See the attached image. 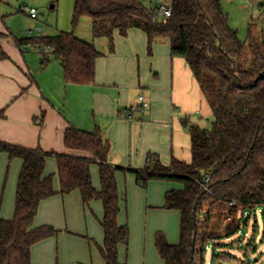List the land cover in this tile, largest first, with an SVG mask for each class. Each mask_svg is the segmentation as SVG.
Instances as JSON below:
<instances>
[{"label": "trees", "instance_id": "trees-1", "mask_svg": "<svg viewBox=\"0 0 264 264\" xmlns=\"http://www.w3.org/2000/svg\"><path fill=\"white\" fill-rule=\"evenodd\" d=\"M82 17L92 20L95 38L109 39L111 53L115 33L126 37L133 29L147 35L150 55L155 45H170L172 55L187 62L211 106L212 129L190 126L191 163L173 158L164 164L157 155H149L143 169L111 165V144L99 130L90 133L71 127L65 132V147L89 157L0 141V154L23 162L13 220L1 217L0 205V264H32V247L58 233L52 227L34 228L41 203L74 191L81 193L86 206L92 201L103 203L100 224L105 239L100 252L107 264H120L119 248L128 246L130 229L118 224V171L134 174L144 189L151 181L183 186L167 192L164 205L166 210L181 213L180 242L171 245L158 233L156 247L166 264H204L209 243L222 237L231 239L247 223L244 214L264 206V30L254 21L247 40L241 41L229 25L222 0H173V14L166 22L156 21L152 9L140 0H77L75 28ZM17 43L21 48L47 47V54L40 52L42 64L46 66L55 57L67 84H95L97 60L103 54L74 33L18 39ZM6 59L0 46V60ZM49 157L57 160L59 192L54 189L53 176L44 178ZM92 165L99 169L100 191L92 183Z\"/></svg>", "mask_w": 264, "mask_h": 264}, {"label": "crops", "instance_id": "crops-1", "mask_svg": "<svg viewBox=\"0 0 264 264\" xmlns=\"http://www.w3.org/2000/svg\"><path fill=\"white\" fill-rule=\"evenodd\" d=\"M3 19L0 14V35L4 36L0 46L8 55L0 60L1 142L89 157L65 147V132L75 127L90 133L101 131L111 144L109 162L116 167L143 169L149 155H157L164 164L173 158L192 162L189 128H205L213 112L189 65L172 55L170 45L157 44L150 55L142 30H130L126 37L116 32L114 51L109 46V54L102 53L97 60L95 84L76 90L77 86L65 82L60 64L54 65L55 57L44 66L40 53V60L28 54L35 48L19 47ZM78 91H86L82 97L87 93L90 101L85 99L84 106L89 105L91 113L72 111ZM140 97L149 107L134 113L132 120L122 118L121 112L138 106ZM22 167V160L0 154L1 217L6 221L15 216ZM57 171L56 158L49 157L44 178L53 176L54 189L59 192ZM91 173L93 186L100 191L97 165H92ZM116 181L121 200L118 224L130 229L128 246L119 248V263L166 264L157 250L156 236L161 233L169 244H179L181 213L166 210L164 205L166 193L183 186L151 181L144 189L134 174L122 171L116 173ZM103 217V203L92 201L86 206L79 191L43 201L33 226L52 227L58 233L32 247V264H107L100 252L105 239L100 224Z\"/></svg>", "mask_w": 264, "mask_h": 264}, {"label": "rangeland", "instance_id": "rangeland-1", "mask_svg": "<svg viewBox=\"0 0 264 264\" xmlns=\"http://www.w3.org/2000/svg\"><path fill=\"white\" fill-rule=\"evenodd\" d=\"M77 0H0V14L4 16L3 25L7 32L12 33L17 39L30 38V33L41 35H57L61 32L74 33L80 40L93 44L104 55L109 54V39L95 38L93 35L92 20L82 17L78 26L73 24L74 9ZM148 9L155 10L159 0H140ZM35 8L37 19H32L24 12V8ZM222 8L229 18V25L238 32L241 41H246L251 23L257 22L260 31L264 30V0H222ZM261 40L263 38L260 36ZM0 39L4 37L0 36ZM115 42V36H114ZM113 42V44H114ZM37 51H29L40 60ZM60 64L59 61H54ZM58 62V63H56ZM58 66V65H56ZM61 66V64H60ZM62 67V66H61ZM63 70V69H62ZM77 86L76 90H87L88 86ZM75 88V87H74ZM81 88V89H80ZM89 88V87H88ZM86 91H83L85 93ZM82 91L75 94L72 111L80 115L83 111L91 113V108L84 106L86 94ZM88 111V112H87ZM213 117L206 122L205 128L212 129ZM264 207H256L251 214L245 216L246 224H242L239 232L234 234L230 241L224 237L208 244L204 255V264H264ZM217 221V218L213 222ZM222 229V228H221ZM220 229V230H221ZM247 234V236H246ZM93 245L96 244L90 240ZM222 246H219V244ZM96 246V245H95ZM229 254L231 258L224 259Z\"/></svg>", "mask_w": 264, "mask_h": 264}, {"label": "built area", "instance_id": "built-area-1", "mask_svg": "<svg viewBox=\"0 0 264 264\" xmlns=\"http://www.w3.org/2000/svg\"><path fill=\"white\" fill-rule=\"evenodd\" d=\"M24 12L28 15H30V17L32 19H37L38 15H37V10L35 8H29V7H25L24 8ZM152 13L154 15V19L156 21H163L166 22L168 19L171 18L172 14H173V0H159V4L158 7L155 10H152ZM41 37H44L43 35H41L40 32H38L37 34H33L32 32L30 33V38H35V39H40ZM36 51L43 52L45 54H47L49 52V49L47 47H36L35 48ZM149 107V103L146 101V99L144 97H140L139 98V105L135 106V107H131L128 109H124L121 112V117L127 120H132L133 119V114L136 112L142 113L144 110H146ZM210 181V178L207 177L205 179V183L208 184ZM264 207V206H261ZM260 212L262 214H264V211L260 210ZM250 212H247L244 214V216L247 215V217L250 215ZM247 236V234H246ZM227 241H230V239H228Z\"/></svg>", "mask_w": 264, "mask_h": 264}, {"label": "water", "instance_id": "water-1", "mask_svg": "<svg viewBox=\"0 0 264 264\" xmlns=\"http://www.w3.org/2000/svg\"><path fill=\"white\" fill-rule=\"evenodd\" d=\"M194 244H195V240H194ZM192 260H193V258H192Z\"/></svg>", "mask_w": 264, "mask_h": 264}]
</instances>
